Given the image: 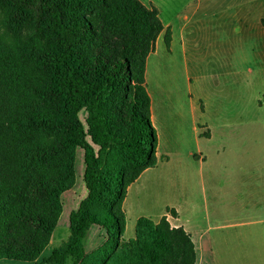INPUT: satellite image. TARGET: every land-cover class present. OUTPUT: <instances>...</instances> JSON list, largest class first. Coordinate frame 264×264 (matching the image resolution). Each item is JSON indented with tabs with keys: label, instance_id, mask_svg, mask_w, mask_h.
<instances>
[{
	"label": "trees",
	"instance_id": "obj_1",
	"mask_svg": "<svg viewBox=\"0 0 264 264\" xmlns=\"http://www.w3.org/2000/svg\"><path fill=\"white\" fill-rule=\"evenodd\" d=\"M0 9L13 39L0 36V261L198 264L192 236L166 216L138 219L124 238L128 189L158 164L146 83L165 31L158 9L140 0H0ZM79 150L87 196L68 240L46 254ZM94 227L107 239L88 254Z\"/></svg>",
	"mask_w": 264,
	"mask_h": 264
},
{
	"label": "rangeland",
	"instance_id": "obj_2",
	"mask_svg": "<svg viewBox=\"0 0 264 264\" xmlns=\"http://www.w3.org/2000/svg\"><path fill=\"white\" fill-rule=\"evenodd\" d=\"M141 1L148 7L152 2L163 22L172 21L176 30L171 50L161 34L155 54L150 55L148 90L154 99L151 120L159 136V154L169 156L171 168L176 171L178 166L184 173L186 192L169 184L160 171L149 173L130 193L124 238H135L140 217L159 221L163 207L181 205L183 217L198 220L204 234L203 264H264V240L257 239L264 234V27L260 18L247 22L207 12L203 30L190 37L185 50L176 15L192 0ZM4 16L0 9V36L11 42L2 24ZM77 156L80 176L76 171L75 186L62 196L63 213L46 254L68 240L70 215L87 196L83 151ZM183 194L192 205L184 206ZM106 239L105 231L94 227L87 253ZM0 264L29 263L5 260Z\"/></svg>",
	"mask_w": 264,
	"mask_h": 264
},
{
	"label": "crops",
	"instance_id": "obj_3",
	"mask_svg": "<svg viewBox=\"0 0 264 264\" xmlns=\"http://www.w3.org/2000/svg\"><path fill=\"white\" fill-rule=\"evenodd\" d=\"M151 4H152L151 7L156 8V6L152 2H151ZM158 11H159V9H158ZM207 12H210L209 16L213 15L214 17L217 16L218 14H220V16L221 15L226 16V17L230 16L231 18L233 16L234 17L238 16V17L245 18L247 20V22L249 21V18H252V17L258 18L259 17L260 19L258 22L261 23V20L264 19V0H192V1L187 2L176 15V17L178 19V23H179L178 34H179L180 42H181L183 49L186 50V48L188 47V44H190V42H191L190 37L192 35L196 34V31L203 30V28H204L203 26H205L204 22H205V18L207 17L206 16ZM159 14H160V11H159ZM160 19H161V21L165 27V31L162 34L165 35V32L168 29H170L172 32V41L170 44L171 47H169L171 50L174 39H175V31L176 30H174V25H173L172 21L166 24L165 22H163L161 14H160ZM261 25H262V23H261ZM160 36H159L157 42L159 41ZM192 42L194 43L195 47L199 46V42L195 38H194V40H192ZM156 46H157V43H156ZM152 54H155V53H152ZM149 58H150V56H149ZM149 58L147 61V68H146L147 90H148V83H149V81H148ZM148 93H149V96L151 98V119H152L153 118V111H154V99H153V94L151 92H149V90H148ZM211 138L212 137H210V139ZM158 139H159V136H158ZM159 148H160V144H158V149H157V156H158L157 166L154 168H150V169L146 170L140 176V178L133 185H131L128 189V194H127V197H126V200L124 203V210H125V213L127 215V218H128V212L126 209V204L130 198V193L133 191V189H136V187L141 186V184L144 182V179L151 172L160 171L162 174V178L164 176L167 177L169 184L173 185V187L176 184L178 191H180L182 193L186 192L185 188H184V180H183L184 173L178 168V166L176 167V171L174 170V168H171V163H172L171 158L167 155H160L159 154ZM202 159H203V157H202ZM176 162L180 163L182 161L177 160ZM176 177H177V180L174 179ZM186 197L187 196H185V194L182 195V200H183L182 202L184 203L185 207L192 205L191 204L192 200L187 199ZM190 209H192L191 206H190ZM182 210L183 209L181 208V205L177 206V205L172 204L170 206H165L162 209V213L160 215L159 221L163 217L166 216L172 227L184 228L185 231H187L192 236L193 242L196 245V250H197V254H198V261H199L198 264H203V261H201L200 258L202 256L203 257L205 256L204 250L207 248V245L204 242V239H205L204 234L201 233V231L198 228V226H199L198 220L195 219L193 221V219L192 220L185 219L183 217V211ZM171 212H173V214ZM140 218H142V217H140ZM159 221H155V222H159ZM127 224H128V221H127ZM257 239L259 241L264 240V234H262V233L258 234ZM211 250L213 251L214 248L211 247ZM258 255L261 256L260 253H258Z\"/></svg>",
	"mask_w": 264,
	"mask_h": 264
}]
</instances>
